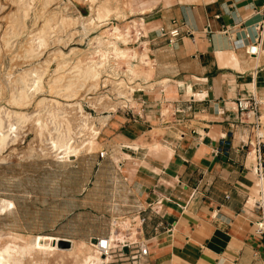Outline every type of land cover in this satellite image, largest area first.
I'll use <instances>...</instances> for the list:
<instances>
[{
  "label": "crops",
  "instance_id": "obj_1",
  "mask_svg": "<svg viewBox=\"0 0 264 264\" xmlns=\"http://www.w3.org/2000/svg\"><path fill=\"white\" fill-rule=\"evenodd\" d=\"M130 1L126 20L142 23L130 26L129 41L147 63L126 82L135 90L103 115L104 143L94 150L95 171L106 157L114 176L94 213L104 231L76 240L110 236V225L147 248L133 257L136 247L119 252L116 244L98 264H264L254 226L264 139L258 167L253 117L236 108L255 96L264 129V31L258 53L245 51L259 37L264 0ZM173 29L179 35L169 42Z\"/></svg>",
  "mask_w": 264,
  "mask_h": 264
},
{
  "label": "rangeland",
  "instance_id": "obj_2",
  "mask_svg": "<svg viewBox=\"0 0 264 264\" xmlns=\"http://www.w3.org/2000/svg\"><path fill=\"white\" fill-rule=\"evenodd\" d=\"M24 1L30 5L23 8V12ZM102 1L95 0L94 5ZM105 1L111 5L112 9L114 8L111 15L102 20V23L95 22L87 32H83L82 23H85L86 18L92 15L89 3L85 0H0V108L23 112L30 116L51 108L50 102H41L42 98L56 99L61 104L53 105L54 109L62 114L78 116L75 103L79 102L83 113L87 115L89 121L99 127L100 132L105 122L103 115L111 110V106L115 109L117 104H121L124 96L119 93V90L126 89L128 85L126 82L130 81L124 73L125 60L114 59L113 53L108 64L105 65L106 70L102 72L100 78L95 80L83 78L79 71L74 69L80 66L82 68L87 60L85 58L97 57L93 52L97 47L96 38L107 36L111 25L117 24L121 28L127 25L133 26L126 20L124 11L130 5V0ZM60 15L62 17L64 15L67 19L60 18ZM68 20L69 22L73 20V23L68 22L70 24L68 25ZM55 24L60 27H56ZM41 28L43 30H40ZM47 29L49 31H46ZM45 32L49 34L46 35ZM71 32L73 34H70ZM38 35L44 39L47 38L45 44L42 48H37L36 52H28L25 47L29 46V40L36 38L34 40L36 43ZM127 46L133 48L130 41ZM58 63L62 66L57 67ZM132 63L137 62L132 60ZM28 69H35V72L42 77L41 89L37 90L29 101L22 103L13 101L11 89L18 85L15 80ZM113 70L116 71L115 74ZM8 73H10L9 81L6 77ZM69 74L74 75L71 77ZM59 76L60 80L53 83V79H59ZM136 76L132 75V79ZM74 78L80 79L76 81ZM104 78L107 79L104 80ZM120 78L124 79V84L117 86L116 82L121 80ZM67 79H73L74 84L71 86L76 87L70 86L69 89L72 90L64 89ZM97 81L98 83L94 84ZM46 119L50 120V117L46 116ZM5 123H7L6 120ZM35 126L32 118L27 121L19 120L15 140L9 142L0 151V198L14 203V206L4 215L0 214L2 238L15 231L28 235L49 233L47 235L76 240L85 233L104 231L105 220L95 217L94 213L98 209L97 202L104 196V181L114 177L111 161L106 157L102 158L95 171L93 165L96 162V153L94 151L93 153L81 152L79 156L68 161L57 159L53 156V152L46 148L48 147L44 144L46 141L40 142L39 137H36ZM49 127L53 131V125L49 124ZM45 134L43 137L48 136L47 132ZM101 139L99 142L104 143V139ZM97 150H100L99 146L96 147L95 151ZM104 151L103 149L102 152ZM90 177L98 182L93 187H86V181ZM81 185L85 186L83 194H80ZM81 196L84 197V201L79 200L82 199ZM110 231L111 228L108 227L107 232L114 233V226L112 232ZM119 231L117 229V232ZM119 244L121 243L117 246ZM59 247L60 249L68 248L64 244ZM43 257L45 260L42 264H75L67 250L57 251L53 255L45 254Z\"/></svg>",
  "mask_w": 264,
  "mask_h": 264
},
{
  "label": "bare ground",
  "instance_id": "obj_3",
  "mask_svg": "<svg viewBox=\"0 0 264 264\" xmlns=\"http://www.w3.org/2000/svg\"><path fill=\"white\" fill-rule=\"evenodd\" d=\"M85 1L87 3H89V7L91 9L90 12L92 13V15L89 16L88 18H86L85 23L84 22L82 23L83 32H87L89 30V28L95 24V22H98V21L101 22L102 20L107 19L111 15V13H112L111 11L114 10V8L112 9L111 5L109 3H107V1H105V0H103L101 3L98 2L99 4L96 6L94 5L95 0H85ZM21 5H22V3H21ZM23 5H24V7H22V9L23 8L25 9V8L29 7L27 5H30V4L25 3V1H24ZM116 8H119V7H116ZM24 9H23V12H24ZM131 11H132V9H131ZM114 14H116V13H114ZM121 14H122V12H121ZM117 15H119V13ZM63 17L65 19H67L64 15H63ZM63 17L61 16L60 18L63 19ZM83 17H85V16H83ZM62 19H60V20H62ZM68 19H70V18H68ZM71 19H74V18H71ZM58 20H59V18H58ZM82 20H84V19H82ZM79 21H81V20H79ZM79 21H77V22L79 24H81ZM68 22H69V20L67 21V24L70 25L69 23L70 22L73 23V20L70 21L69 23ZM131 23H132V25L136 31V29L138 27L137 25L141 24L142 22L141 23L138 22V24H136L135 21L132 20ZM61 24H63V23H61ZM96 24H98V23H96ZM71 25H73V24H71ZM58 26L56 25V27H58ZM44 29H46V28L44 27ZM48 29L46 31L52 30V29H49V30ZM129 29H130V26H128V25L124 26V28L119 27L117 24L111 25V27L108 28L107 36L96 38L97 47H95V50L93 52L95 53V55H97V57L96 58H94V57L89 58L88 57L89 59L85 58L87 60L84 62V64L80 62V64H83V67L81 68V66H80V68L77 67V69H74V70H78L80 73V76H82L85 79L87 78V80L88 79L95 80L97 78H100L99 76L102 74L103 71L106 70L105 65L108 64L107 62L109 61V58L112 57L113 53H114V56H113L114 59L125 60L126 68L124 69V73H125V76L127 77V79L131 80L132 75L138 74L136 68L138 66H140L141 64H146L147 61L144 58L146 56V54H144L145 52L144 53L143 52H137L135 49L127 46L128 42L130 40ZM40 30H43V29L41 28ZM80 31H81V29H80ZM73 32H74V30H73ZM46 33L47 32H45V34ZM48 34H49V32L46 35H48ZM70 34H73V33L71 32ZM135 36H136V34H135ZM28 37H31V36H28ZM35 37H36V35H35ZM35 39H32L30 41L28 38L30 44L28 43L29 46L25 47L28 52L32 53L35 50H37V48H42V46L45 44V39L47 40V38L44 39L41 35H38V37H37L38 40L36 41V43L34 42ZM120 44H122V45H120ZM59 52H61V51H59ZM31 53H29V54H31ZM63 54H62V56H63ZM60 56H61V54H60ZM134 59H137L138 62L132 63V60H134ZM58 66H59V63L57 65V67ZM61 66H59V67H61ZM75 66H78V65H75ZM150 67H151V65H150ZM37 70H39V69H37ZM58 70H61V69H58ZM115 72L116 71H114V74H115ZM9 75H10V73L6 74L7 81H9V79H8ZM41 78L42 77L39 74H37V72H35V69H28V70L23 71L22 74H20L15 80V82L18 85L11 89V99L13 101L21 102V103L29 101L33 97L34 93L37 92V90L41 89ZM75 78H74V80H76ZM105 79H107V78H104V80ZM59 80H60V76H59V79L54 78L53 83H54V81H59ZM72 80L73 79H67L68 82L65 83L64 89H69V87L74 84V82ZM78 80H76V81H78ZM123 80L124 79L117 81L116 82L117 86L118 85L121 86L122 84H124ZM77 83L78 82H76V84ZM96 83H98V81L95 82L94 84H96ZM78 86H81V85H78ZM126 86H127L126 89L119 90V93L123 94L124 98L125 97L128 98V94L130 95L135 90V87L132 85H130V86L126 85ZM73 87L71 86V88H73ZM69 90H72V89H69ZM69 96H70V94H69ZM99 99H101V97ZM44 101H46L48 103L50 102L51 108L50 109L46 108V111H44L43 113H40L38 111L36 114L30 115V116L27 115L26 113H23V112H17V111L7 110L5 108H0V151L2 149H4L8 145L9 142H13L15 140V138L17 136V132H16L17 131V122L19 120L27 121L31 118L36 125L35 126L36 137L37 136L39 137L40 142L46 141L44 143V144L48 145V147H46V148H49V150L51 152H53V156H55L57 159L60 158L62 160L68 161L73 157L79 156V154L81 152L90 153L96 149V147L98 146V140H99L98 139L99 127H97L95 125V123H93L92 121L88 120L87 115H85L83 113L81 103H79V102L75 103L77 105L79 115L78 116H69L67 114H62V112H58V110L54 109L53 105L58 106L59 104H61L60 101H58L56 99H48L47 100L46 98H42L41 102L43 103ZM121 103H122V101H121ZM113 108L114 107L111 106V109H113ZM46 116L50 117V120L46 119ZM5 120L7 123H5ZM12 120H14V121L12 122ZM49 124H51V126L53 125V131H51L49 129L50 128ZM45 132H47L48 136L43 137ZM30 150L32 151V149H30ZM13 206H14V203L12 201L4 199V198H0V214L4 215ZM109 227H110V225H109ZM2 236H3V234L0 230V264H42L45 260V258L43 257L45 254L53 255V254H55V252L60 251V250H62V251L67 250L68 255L70 256V258H72V260L75 262V264H98L99 262L104 261V257H102L101 254L99 253V251L96 248H94V246H93L94 243L92 244L91 242H89V241H91L89 238H88L89 241L70 239V240H68L69 241L68 248L60 249V247L58 245V241L62 237L59 238L58 236L47 235V234L28 235L26 233L23 234V233H19V232H15V231H12V232L8 233L7 235H4V236H7L5 238H2ZM108 238H109V244L111 246H114L115 244H118L120 242H124L127 238V235L123 231H119L116 233H112ZM101 239H103V238H97L95 243H99ZM63 240H65V239H63ZM107 245H108V243L106 244V246Z\"/></svg>",
  "mask_w": 264,
  "mask_h": 264
},
{
  "label": "built area",
  "instance_id": "obj_4",
  "mask_svg": "<svg viewBox=\"0 0 264 264\" xmlns=\"http://www.w3.org/2000/svg\"><path fill=\"white\" fill-rule=\"evenodd\" d=\"M257 31L259 34V37L255 40L254 43L248 44L245 47V51L249 55H256L258 53V44L260 41V36L262 37L263 31H264V22L257 26ZM179 35V31L177 29H173L169 32V42H171V39L177 37ZM259 101L255 98V96L251 95L248 98L238 99L236 108L240 113H246L247 115H251L253 117L252 121V131H253V139L252 141H249V144L252 145V151L255 154V159L257 162V165L259 167L260 161H261V154H262V140L264 139V129L263 124L260 119V116L257 114V106ZM248 145V143H247ZM99 156H103V152H99ZM256 208L260 211V216L254 221L255 231L256 233L260 234L264 238V203L263 201L256 200L255 202ZM141 222L144 221V218L140 219ZM109 236L106 237H96L97 238H103L100 240L99 243H95V241L91 242L96 248L101 256L106 257L114 252L113 248L114 246H111L109 244ZM108 245L106 246V244ZM118 251L121 252L122 248H133L136 247V252L134 253L133 257H137L138 254L140 256L146 255L147 248L143 246L141 243H138L134 240H125L124 242H120ZM136 245V246H135Z\"/></svg>",
  "mask_w": 264,
  "mask_h": 264
},
{
  "label": "water",
  "instance_id": "obj_5",
  "mask_svg": "<svg viewBox=\"0 0 264 264\" xmlns=\"http://www.w3.org/2000/svg\"><path fill=\"white\" fill-rule=\"evenodd\" d=\"M95 240H96V238H92V242L95 241ZM61 244H64V245H66L68 247L69 246V241L68 240L60 239L58 241V245H61Z\"/></svg>",
  "mask_w": 264,
  "mask_h": 264
}]
</instances>
